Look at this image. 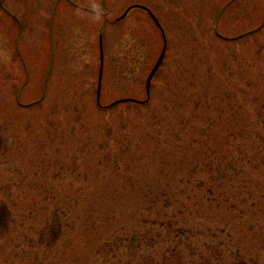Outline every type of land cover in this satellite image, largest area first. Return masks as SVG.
Wrapping results in <instances>:
<instances>
[{"label":"rangeland","instance_id":"1","mask_svg":"<svg viewBox=\"0 0 264 264\" xmlns=\"http://www.w3.org/2000/svg\"><path fill=\"white\" fill-rule=\"evenodd\" d=\"M3 1L0 264H264V0Z\"/></svg>","mask_w":264,"mask_h":264},{"label":"water","instance_id":"2","mask_svg":"<svg viewBox=\"0 0 264 264\" xmlns=\"http://www.w3.org/2000/svg\"><path fill=\"white\" fill-rule=\"evenodd\" d=\"M134 8H141V9L147 11L149 13V15L151 16V18L156 23V25L160 28V30L162 32L163 40H164V49L162 51V54H161L157 64L155 65L154 69L152 70L151 74L149 75V77L147 79V83H146V92H147V96H148L147 100L146 101H138L136 99H130V98L121 99V100H118V101L114 102L109 107H113V106H116V105H119V104H123V103H129V102L136 103V104L147 103L150 100V98H151L152 81H153L154 77L156 76L157 72L159 71V69L161 68V66H162V64H163V62L165 60V57H166L168 44H167V37H166L165 31H164L161 23L159 22L158 18L156 17V15L149 8H147L145 6H141V5H134V6L130 7L123 16L118 18L117 21H121V20L125 19L127 17L128 13ZM55 12H56V8L54 10V13H53V16H52V21H51V33H50V35H51V59H50V66H49V69H48V73H47V76H46V79H45V82H44V86L46 84L47 77H48V75L50 73V70H51V67H52V64H53V57H54L53 26H54ZM222 12H223V10H222ZM222 12H221V14H222ZM21 27H22V25H21ZM24 64H25V67H26V70H27V73H28V78H29V70H28L27 63L25 62V60H24ZM104 69H105V52H104V37H103V30H102L100 32V70H99L98 91H97V102H98L99 105H101V94H102V86H103V78H104Z\"/></svg>","mask_w":264,"mask_h":264},{"label":"trees","instance_id":"3","mask_svg":"<svg viewBox=\"0 0 264 264\" xmlns=\"http://www.w3.org/2000/svg\"><path fill=\"white\" fill-rule=\"evenodd\" d=\"M1 2H2V4L7 8V6L5 5V2L3 1V0H0ZM3 5H1L0 4V7L1 8H3ZM8 9V8H7ZM3 10L5 11V9L3 8ZM9 14V13H8ZM10 15V14H9ZM17 22V21H16ZM18 54H19V52H18ZM26 59V58H25ZM27 62V61H26ZM36 103H39V100L36 102ZM10 192V191H9ZM6 193H8V190L7 189H2V188H0V194H6ZM16 205H18V204H16ZM2 209V208H1ZM1 209H0V211H1ZM2 214L0 213V219L2 218V216H1ZM1 223H2V221H0V226H2L1 225ZM171 232V231H170ZM19 248V246H17V249ZM16 255L17 256H19L20 255V251L18 252V251H16ZM145 261H147V260H145ZM146 263V262H145ZM154 264V263H153Z\"/></svg>","mask_w":264,"mask_h":264}]
</instances>
